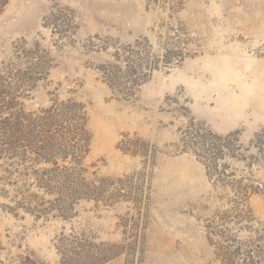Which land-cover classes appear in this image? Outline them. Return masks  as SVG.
Listing matches in <instances>:
<instances>
[{
  "label": "rangeland",
  "instance_id": "obj_1",
  "mask_svg": "<svg viewBox=\"0 0 264 264\" xmlns=\"http://www.w3.org/2000/svg\"><path fill=\"white\" fill-rule=\"evenodd\" d=\"M0 94L85 139L0 159V264H264V0H0Z\"/></svg>",
  "mask_w": 264,
  "mask_h": 264
},
{
  "label": "trees",
  "instance_id": "obj_2",
  "mask_svg": "<svg viewBox=\"0 0 264 264\" xmlns=\"http://www.w3.org/2000/svg\"><path fill=\"white\" fill-rule=\"evenodd\" d=\"M2 95L0 94V98ZM5 111L8 110L0 109V137L4 139L0 144V159L6 153L12 156L21 154L24 141L34 145L32 151L36 160L42 153L53 155L61 148L79 156V150L83 147L81 143L85 141L79 106L70 105L69 102L61 103L44 110L41 116L34 119L29 117L30 114L23 115L21 111H14L9 117H4ZM32 124H35L34 127L27 132V128ZM36 128L40 130L36 131ZM53 128L56 130L52 131ZM44 135L46 140L42 139ZM39 142L41 145H38ZM209 168L207 164V169Z\"/></svg>",
  "mask_w": 264,
  "mask_h": 264
}]
</instances>
